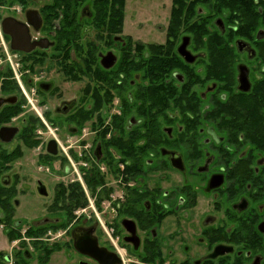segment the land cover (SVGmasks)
I'll return each instance as SVG.
<instances>
[{
  "label": "flooded vegetation",
  "instance_id": "af4514ba",
  "mask_svg": "<svg viewBox=\"0 0 264 264\" xmlns=\"http://www.w3.org/2000/svg\"><path fill=\"white\" fill-rule=\"evenodd\" d=\"M126 2L79 0L72 15L55 14L53 0H0V99L12 101L0 104V129L17 130L0 136V264H49L61 250V264H100L99 249L110 264H264V0H158L168 22L155 37L125 31ZM29 10L39 20L28 23ZM5 18L26 29L13 50ZM56 79L76 86L70 99ZM37 97L59 101L63 124L81 129L90 117L95 144L67 145L80 130L48 128L43 149L35 127L53 121ZM24 103L39 121L12 124ZM16 138L40 149L39 173L64 164L53 186L36 177L30 187L52 194L39 220L13 219L17 195L28 194L9 173ZM76 169L78 179L61 180ZM94 174L113 181L96 187L101 216L86 189ZM76 183L86 205L75 209Z\"/></svg>",
  "mask_w": 264,
  "mask_h": 264
},
{
  "label": "rangeland",
  "instance_id": "374dc122",
  "mask_svg": "<svg viewBox=\"0 0 264 264\" xmlns=\"http://www.w3.org/2000/svg\"><path fill=\"white\" fill-rule=\"evenodd\" d=\"M157 2L158 0H127L126 2L127 19H125L126 21L125 31H127L130 35H134V36L141 35L142 37H155L157 36V34L155 33V31H157V26H162L165 29V27L167 26V22H168L167 14H166L168 8L165 6V4L163 5ZM74 6H75L74 4L69 5L70 9L68 10L66 9L67 14H69L70 12L73 15L75 11ZM143 25L144 27L142 28ZM85 27L89 29V26H84V24L79 27V29H81L80 30L81 33H84V30L85 31L88 30ZM89 33H90V30H88V34ZM84 37L85 36H83V38ZM86 37L89 40L91 39V35H88ZM57 85L60 87L59 89L64 94L63 98L70 99L75 94L76 86H74L73 84H67V83L64 84V83H61V80H57ZM36 99H37V102H39L40 104L37 105V103L35 102L34 103L36 105L35 109L36 108L37 110L41 109L44 112L46 110L50 111L51 113L50 121H53V124L49 126V123L47 121L48 124L46 123L44 125L43 121H39V119L34 118L35 113L32 110V105L28 103L23 104L26 107L25 112L23 110V113H21L20 116L12 124L20 126L21 119L23 117H28L29 115H31L29 116V118H32V120L37 119L40 125H37L35 127V131L36 130L38 131L37 136L35 138L39 136L41 137L42 139L41 141L43 142L42 143L43 149H44V144L46 140L49 139V137H51V135L49 136L47 133L48 128L50 129L59 128V130L65 128L66 130L69 127H74L80 130L81 133L78 132V135H75L74 138L72 139H70L71 137L68 135V138H66L68 140L67 145H73V142L76 141L77 139H79L80 144L82 143L81 145L79 144V142L77 143V145L81 147L89 146L90 144H93V145L95 144L94 135L89 130L90 127H93V125L91 124V121L93 122V120L90 119V117H86L87 119L86 123L80 126L82 127L81 129H79V126L75 123L74 119H73V123L66 122V124H63L62 121L58 119L57 116L53 113V109L59 105V101L57 99H53V98L47 99L46 97L45 98L37 97ZM82 106L85 107L86 105L83 104ZM78 120L81 121L83 120V118H80ZM106 121L107 119L104 120V123ZM55 135H56L55 137L58 139V142L59 143L61 142L60 146H64L63 144L64 141H61L60 138H58L57 132H55ZM11 144L12 145H8L6 147L8 151L17 149L20 152V156L19 158H17V161L14 164L13 170L9 172L11 174L13 171H18L17 178H16L18 182L17 183L18 189L21 190L27 187L24 190V192L28 193L36 177L42 179L48 185L50 184L51 186H53L55 184V181L59 180V179H55L56 176H62L63 174L62 169H63L64 164L61 161L56 160V158H55L56 160L55 163L52 164V167H49L48 172L39 173L38 168H37V162L41 157V155H39L41 151L37 145L34 146L33 148H30L29 146L25 147L23 143L21 142L20 138L19 139L16 138ZM63 148L64 149L62 150L60 147L61 154L62 155L67 154L71 158L70 153H68V150H66V146H64ZM75 151H78V150H75ZM71 164L72 166H74L73 162ZM76 166L77 164H75V167ZM43 169L44 168H42L41 170ZM78 177L79 176H78L77 169H76L74 170V173L72 175H69L68 178L61 179V180L67 181L68 179L69 180H72L74 178L78 179ZM108 178H109V175H107L104 180L105 183L107 182V187H109V184L113 182L111 178H109V180ZM86 189L90 195L95 197V200H94L95 206L97 208H100L99 207V204H100L103 207L102 209H100L99 216H101L102 211H104L107 207V203H105L104 199H102L103 198L102 196H98V193L95 191L96 188L92 192L89 187L88 188L86 187ZM51 196L52 194H50V197L48 199H43L39 197L38 195H35V194L30 195L29 193L26 195H17L16 198L18 199L20 205L18 208H15L13 219L20 220L21 222H28L31 219L39 220L40 218L45 216L43 214V207H45L46 205L50 203L48 200L51 198ZM98 200L100 203H98ZM90 202H93V198L90 199ZM101 203H105V204H101ZM87 205L89 206V203H87ZM86 213L87 215H90L91 211L87 210ZM56 218L59 219L58 217ZM5 239L6 238L3 236L0 230V249H2L4 244L6 243L4 242ZM63 251L64 250H61L60 252L54 254L49 264H61ZM40 262L42 263V261Z\"/></svg>",
  "mask_w": 264,
  "mask_h": 264
},
{
  "label": "water",
  "instance_id": "95a60500",
  "mask_svg": "<svg viewBox=\"0 0 264 264\" xmlns=\"http://www.w3.org/2000/svg\"><path fill=\"white\" fill-rule=\"evenodd\" d=\"M27 17H28V23L30 22V18L32 19L36 18V20L37 19L39 20V15L36 12H33L31 10H29L26 13V18ZM17 26L22 27V29L18 28ZM1 27H2V32L5 35L10 37V48L12 50L17 48L15 47V44H14L15 31L21 33V38L27 39L25 36L26 29L21 24L16 22V20H14L13 18H5L3 22L1 23ZM10 102L12 101L11 99H8V98L0 99V104L10 103ZM16 131H17L16 129H12V128H1L0 136L3 138L4 141H9L13 137ZM94 153H95V156L99 159L100 158L99 145H97ZM76 248L80 249L78 244H76ZM95 258L98 260L100 264H110L111 262L110 258L107 256L106 252L103 249L98 250L97 254L95 255Z\"/></svg>",
  "mask_w": 264,
  "mask_h": 264
},
{
  "label": "trees",
  "instance_id": "16d2710c",
  "mask_svg": "<svg viewBox=\"0 0 264 264\" xmlns=\"http://www.w3.org/2000/svg\"><path fill=\"white\" fill-rule=\"evenodd\" d=\"M54 3L56 4V7L53 9V12L55 14H57V12L55 11V9L61 8L64 6L65 9H70L69 5L71 4H76L79 0H53ZM65 4H64V3ZM74 10H75V6H74ZM139 97V96H138ZM86 118V117H85ZM86 119H83V122ZM104 136H101V139ZM132 142V141H131ZM134 143V142H132ZM119 144H121V142L119 141ZM135 143L131 146L130 148H128L125 152H123V154H125L126 156H132L135 153V148H134ZM107 164H110V162L105 163V165L108 167ZM105 177L101 174H94L92 176H90V178H86V183L88 185V187L90 188L91 192L94 191V189L96 187H99L103 184H105L104 182ZM107 196V195H106ZM70 201L72 202L73 206L76 208H83L86 205V199L84 197L83 192L81 191L79 184L76 183V185L74 186V188L71 189V196L69 197ZM3 203V208L7 207V201H2Z\"/></svg>",
  "mask_w": 264,
  "mask_h": 264
}]
</instances>
